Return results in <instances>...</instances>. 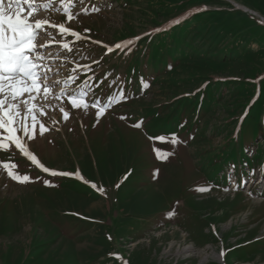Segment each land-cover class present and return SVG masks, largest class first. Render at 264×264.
Listing matches in <instances>:
<instances>
[{"label": "rangeland", "instance_id": "obj_1", "mask_svg": "<svg viewBox=\"0 0 264 264\" xmlns=\"http://www.w3.org/2000/svg\"><path fill=\"white\" fill-rule=\"evenodd\" d=\"M96 5L98 12L83 14L78 3L71 22L56 12L34 16L83 37L72 41L48 28L56 42L73 46L41 49L50 59L53 92L62 90L54 82L66 80L74 64L79 72L100 61L102 50H91L97 42L131 41L126 56L162 66L145 93L99 117L88 101H77L87 102V110L73 108L66 96L34 102L51 105L46 115L36 112L48 130L39 135L37 124L35 139H21L39 165L73 175L44 172L14 145L0 151V162L13 159L15 171L31 177L19 183L0 167V264H264V136L246 141L249 157L240 156L234 171L226 163L234 161L227 153L239 154L246 127H264V0ZM149 116L151 123L171 117L179 143H149L132 129ZM149 124L147 134L156 129ZM153 148L174 155L158 160ZM251 162L255 175L244 178Z\"/></svg>", "mask_w": 264, "mask_h": 264}, {"label": "snow or ice", "instance_id": "obj_2", "mask_svg": "<svg viewBox=\"0 0 264 264\" xmlns=\"http://www.w3.org/2000/svg\"><path fill=\"white\" fill-rule=\"evenodd\" d=\"M79 2H82V0H6V3L5 0H0V151H9L14 145L15 150H19L34 164L38 163L35 154L28 150L27 145L21 139V136L26 137L29 141L35 139L37 124L40 127L39 135L42 136L48 130L38 121L36 112L39 111L46 115V113H43V108H51V105H37L34 102L38 98L47 100L51 95L54 99L59 100L61 97L66 96L72 103L73 108L83 107L84 110H87L89 107L87 102L83 105L77 103L78 100H84L88 93L81 89L78 93L69 94L68 87H70V84L68 81H55L56 85L63 83L64 87L59 93L53 92L54 85L48 83L52 68L49 64L41 63L46 58L41 49L52 47L53 44H37L42 35H46L50 41L55 42L56 36L49 32L48 28L57 29V34L61 36L67 34L75 36L77 40L83 37L67 28L63 23L57 25L48 19H34V16L41 11L56 12L64 15L68 22H71L76 18L73 9ZM5 7L10 10L8 14L5 13ZM83 11L85 14L88 12L87 9H83ZM25 12L26 15H24ZM130 43L131 41L125 44H117L114 48H109L108 52L111 54L116 49H126ZM59 46L65 51H72L68 43ZM49 55L52 54L49 53ZM56 56H59V53H56ZM77 79L78 77H72V82L74 83ZM83 83L87 85V80ZM41 93H43L42 96ZM123 98V95H121V99ZM91 106L98 109V117L104 114V107L95 102ZM60 111L64 114L63 118L67 120L69 114L63 108H60ZM134 127H140V124H136ZM155 139L161 142H170L173 145L179 143L175 135L172 136L170 141H166L164 137ZM153 151L156 158L162 161H166L174 155L173 152H165L160 148H153ZM39 166L44 172L50 173L52 176L73 175L72 173L49 170L43 165ZM0 167L7 172L9 178L19 183L31 182L29 175H21L15 171L18 168L15 163L0 162ZM75 175L79 178L78 172ZM44 183L52 186L48 181ZM196 190L205 192L209 189L199 187ZM173 214L169 213V217ZM123 264H127V262L124 261Z\"/></svg>", "mask_w": 264, "mask_h": 264}, {"label": "trees", "instance_id": "obj_3", "mask_svg": "<svg viewBox=\"0 0 264 264\" xmlns=\"http://www.w3.org/2000/svg\"><path fill=\"white\" fill-rule=\"evenodd\" d=\"M262 125L261 123H259L258 127H255V130L249 129L248 127H246V131L243 133V135L241 136V140H240V146L238 147V151L245 148V141L247 140H252V143L255 142V140H257L258 136L263 135L262 134ZM246 148H249L248 145H246ZM240 152V151H239Z\"/></svg>", "mask_w": 264, "mask_h": 264}, {"label": "bare ground", "instance_id": "obj_4", "mask_svg": "<svg viewBox=\"0 0 264 264\" xmlns=\"http://www.w3.org/2000/svg\"><path fill=\"white\" fill-rule=\"evenodd\" d=\"M235 5L237 6V5H239V4L236 3ZM238 7H241V6H238ZM241 8H242V7H241ZM242 9H243V8H242ZM52 81H54V80H53V79H52V80L49 79L48 83H50V82L52 83ZM107 120H108V119H107ZM140 143H142V142H140ZM139 145H140V144H139ZM30 160H31V159H30ZM19 201H20V200H19ZM50 219H51V218H50ZM50 219H49V220H50ZM50 221H51V220H50ZM52 221H53V220H52ZM188 249H189V246H186V248L184 249V251L186 252ZM188 251H189V250H188ZM200 254H201V253H200Z\"/></svg>", "mask_w": 264, "mask_h": 264}]
</instances>
